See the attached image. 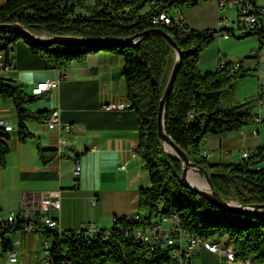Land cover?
<instances>
[{"label": "trees", "instance_id": "1", "mask_svg": "<svg viewBox=\"0 0 264 264\" xmlns=\"http://www.w3.org/2000/svg\"><path fill=\"white\" fill-rule=\"evenodd\" d=\"M185 0H161L159 9L183 5ZM196 5L197 1H192ZM190 5V4H188ZM145 0H6L0 7V23L18 22L36 35H72L87 38L125 39L136 32L160 27L177 43L182 51V62L166 102L165 131L186 151L191 160L210 175L213 187L225 200L235 199L242 205L264 203V167H256L264 159V144L248 159L238 163L211 164L201 151L207 135L238 130L257 124L244 104L234 109L222 105L225 91L233 92L238 79L255 76L256 69L243 65L229 73L216 68L202 72L198 67L201 51L214 41L216 29H194L177 25H153L151 13L143 8ZM82 11V12H80ZM259 37L261 50L264 33H246ZM22 40L32 53L47 59L56 68H64L72 60L83 59L98 52L121 55L127 98L139 123L137 151L148 169L150 186L139 191V213L143 221L156 212L176 213L181 226L202 238L225 240L232 244L239 258H250L253 264H264V215H245L224 211L201 194L180 181L182 162L164 151L157 129L160 99L175 60L173 49L164 39L150 33L138 44H61L40 45L21 34L0 29V53L5 61L14 58L17 41ZM0 94L12 99L18 118L21 142L32 137L25 121L39 119L47 114L35 113L26 105L38 99L25 92L22 84L0 76ZM246 105V104H245ZM195 116L187 121L188 112ZM49 115V114H48ZM9 134L0 126V165L5 166L10 151ZM55 151L38 149L40 160L46 164ZM241 183L246 192L233 187ZM264 214V212H262ZM26 221L17 215L14 226L20 228ZM138 225L137 222H131ZM125 216H117L109 238L106 229L96 235H82L75 230L58 231L46 228L44 236L50 239L52 264H156L167 260V251L150 249L139 241L126 237L118 224H131ZM141 223V222H139ZM3 251L11 247L3 240Z\"/></svg>", "mask_w": 264, "mask_h": 264}, {"label": "crops", "instance_id": "2", "mask_svg": "<svg viewBox=\"0 0 264 264\" xmlns=\"http://www.w3.org/2000/svg\"><path fill=\"white\" fill-rule=\"evenodd\" d=\"M5 2L0 0V7ZM190 2L178 6L188 19V26L194 22L192 11L185 10ZM217 14L218 19V11ZM262 49L264 51V46ZM262 58L264 61V52ZM11 61L13 68L0 76L22 84L28 94L38 82L59 80L55 91L37 95L38 99L26 108L48 116L58 107L61 124L72 125V131L49 129L45 124L47 116L29 119L25 125L32 137L21 142L13 101L0 94V119L14 129L8 132L10 151L5 166L0 165V213H15L34 222L47 215L58 221V230L76 231L89 224L108 229L113 226L114 217L139 212V191L151 183L148 169L137 151L138 116L127 98L123 57L107 51L91 53L83 59L72 60L64 68H56L19 40ZM243 65L251 69L250 62ZM258 103L259 96L251 110L253 116ZM104 104H124L125 107L104 109ZM263 122L259 127L250 124L238 130L207 135L201 151L211 164L241 162V151L248 150L252 156L264 144ZM61 137L63 143H60ZM39 148L55 151L56 155L44 164L38 156ZM76 162L81 166L78 177L73 174ZM56 192L60 197L58 209H43L34 199ZM7 238L11 245L15 239L20 241L12 245L17 250L18 260H9L0 246V264H42L39 260H25L23 251L37 254V249L35 252L27 249L46 239L44 235L10 233ZM48 241L50 246V239ZM200 250L197 249L195 255L200 254Z\"/></svg>", "mask_w": 264, "mask_h": 264}, {"label": "built area", "instance_id": "3", "mask_svg": "<svg viewBox=\"0 0 264 264\" xmlns=\"http://www.w3.org/2000/svg\"><path fill=\"white\" fill-rule=\"evenodd\" d=\"M185 1H200V0H185ZM216 8L220 11L233 9L236 11V17L231 21L226 18L219 17L218 28L216 29L215 37H223L229 39L234 36L235 27L240 29L243 34L246 33H264V0H210ZM147 10L151 16L164 15L171 23L177 25L178 28H186L188 26V19L182 14L178 6H166L159 9L161 0H145ZM173 9L176 14H173ZM264 40V39H263ZM259 52V51H258ZM256 51L251 52V58H258L259 53ZM241 66V61H230L225 55H220L218 60V68L232 73ZM13 68V62L5 61L3 53L0 55V73L8 72ZM59 86V80H46L38 82L30 90L32 95H41L46 91H55ZM104 109H115L117 107H125L124 104H104ZM195 116L193 111L188 112L187 121L192 120ZM255 123L260 124L264 121V81L259 84V103L258 110L253 116ZM45 124L49 129L60 128L63 132L72 131V125L60 122V110L54 108L50 111L45 119ZM0 126L6 132L13 131L11 124H6L3 119H0ZM63 137L60 138V143H63ZM251 153L244 150L240 153L242 161L248 159ZM74 176L78 177L81 174V166L78 162L75 163L73 168ZM34 199L39 203L43 209H58L60 207L59 193L41 194ZM117 217V216H116ZM113 219V223L116 220ZM121 217V216H120ZM126 219L131 222H137L138 225L118 224L117 228L123 231L126 237H130L135 241L144 243L147 248L159 249L167 251V260H163L156 264H196L194 255L197 249H203L209 253H216L219 255L220 262L218 264H253L250 258H239L236 256L232 244L223 246L219 241L213 238H202L192 234L190 231L184 229L180 224V219L176 213H161L156 212L149 216L148 220L143 221V215L136 212L132 215H126ZM24 218V217H23ZM17 214L9 213L4 215L0 213V246L3 240L6 239L7 234L13 233L16 235L22 233H39L44 235L46 228L58 230L59 223L57 220L45 215L39 222H34L24 218L20 228H16ZM141 222V223H139ZM167 226V224H169ZM112 228V227H111ZM111 228L106 229L104 238H109ZM61 231V230H58ZM84 235H96L101 232V229L94 225H86L83 228L76 230ZM19 240L12 241V245L19 244ZM7 249L9 260H18L17 250L14 247ZM47 256L42 261V264H52L49 248L50 246L44 243Z\"/></svg>", "mask_w": 264, "mask_h": 264}, {"label": "rangeland", "instance_id": "4", "mask_svg": "<svg viewBox=\"0 0 264 264\" xmlns=\"http://www.w3.org/2000/svg\"><path fill=\"white\" fill-rule=\"evenodd\" d=\"M185 6L186 11H192L194 22L189 26L190 28L195 29H217L218 28V19L217 11L220 14V17L226 18L228 21H231L236 17V11L233 9L228 10H216L215 4L210 0H200L196 5ZM147 10V7L143 8V12ZM82 12V11H80ZM173 14H176V10L173 9ZM40 35H46L42 33ZM260 43L259 37L256 35H244L240 29L235 27L234 36H231L229 39H224L223 37H216L207 47H205L199 56L198 67L202 72L213 71L218 67V60L220 55H225L226 58L230 61H243L244 63L250 62L251 69L257 68L255 76H247L241 79H238L234 85V91L228 92L225 91L222 95L221 102L224 106H233L234 109H243L239 108L237 103L240 105L244 104L247 106L248 112L251 114L253 104L259 96V84L264 81V61L262 58L263 49L259 50ZM256 51L259 53L258 58H251V52ZM175 56V54H174ZM254 63V67L252 66ZM245 67V66H244ZM246 68V67H245ZM170 73V72H169ZM246 104V105H245ZM264 123V122H263ZM255 125V124H253ZM262 125V123H261ZM255 125V127L261 126ZM244 151V150H243ZM242 152V151H241ZM240 152V153H241ZM260 166L264 167V159L259 163ZM192 172V173H191ZM189 180L198 185L204 186L206 184L205 178L202 174L197 171H190ZM239 189L243 192H246L245 187L241 183H236V186L232 189V194H234V189ZM236 201L235 199H232ZM238 202V201H236ZM167 224V226H169ZM44 241L49 245L48 239H43L39 244L32 245L31 248L28 247L27 250L31 249L33 252L23 251V256L25 260H33L42 262L47 256L46 249L44 246ZM223 246H225V240H218ZM3 252V251H2ZM3 254V253H2ZM38 257V258H37ZM196 264H218L220 262L219 255L216 253H209L203 249L200 250V254L194 256Z\"/></svg>", "mask_w": 264, "mask_h": 264}, {"label": "water", "instance_id": "5", "mask_svg": "<svg viewBox=\"0 0 264 264\" xmlns=\"http://www.w3.org/2000/svg\"><path fill=\"white\" fill-rule=\"evenodd\" d=\"M0 29L12 30L22 36L30 39L31 41L36 42L40 45H51L53 43L61 44H81V45H96V44H119V45H128V44H138L143 37L150 33H155L161 36L164 41L173 49L175 54V60L171 67L163 95L159 102L158 113H157V129L160 141L162 143L164 151H168L176 156L182 162V171L180 175V181L183 185L189 189L194 190L195 192L201 194L209 202L217 206L218 208L228 211L231 213H239L245 215H261L264 214V203H255L250 205H242L239 202L233 200H225L223 196L214 189L209 173L202 167L198 166L193 162L189 154L184 151L178 144L174 142L170 135L165 131V113H166V102L167 98L172 89L173 83L176 79L178 70L182 62V51L177 43L172 39V37L160 27L149 28L142 32H136L128 38L125 39H115V38H87L80 36L72 35H36L31 32L24 25L14 22V23H0ZM168 145L170 150L165 148V145ZM197 171L203 175L205 178L206 184L204 186H198L192 183L188 176L190 171Z\"/></svg>", "mask_w": 264, "mask_h": 264}, {"label": "bare ground", "instance_id": "6", "mask_svg": "<svg viewBox=\"0 0 264 264\" xmlns=\"http://www.w3.org/2000/svg\"><path fill=\"white\" fill-rule=\"evenodd\" d=\"M151 24L153 25H174L171 23L164 15H156L151 17ZM165 148L170 150L169 146L166 144ZM192 173V172H191Z\"/></svg>", "mask_w": 264, "mask_h": 264}]
</instances>
